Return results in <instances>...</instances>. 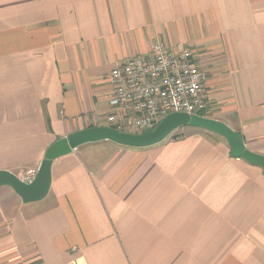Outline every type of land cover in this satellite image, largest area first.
Wrapping results in <instances>:
<instances>
[{"label": "crops", "instance_id": "crops-1", "mask_svg": "<svg viewBox=\"0 0 264 264\" xmlns=\"http://www.w3.org/2000/svg\"><path fill=\"white\" fill-rule=\"evenodd\" d=\"M161 42L206 71V114L264 155V0H0V170L24 179L92 126L110 71ZM185 125L163 141L100 140L54 159L22 202L0 186V264H264V171Z\"/></svg>", "mask_w": 264, "mask_h": 264}, {"label": "built area", "instance_id": "built-area-1", "mask_svg": "<svg viewBox=\"0 0 264 264\" xmlns=\"http://www.w3.org/2000/svg\"><path fill=\"white\" fill-rule=\"evenodd\" d=\"M109 78L113 91L104 115L107 126L138 133L157 125L169 113L197 114L206 111V71L187 48L158 42L147 56L126 59L114 67ZM36 170L27 171L25 182Z\"/></svg>", "mask_w": 264, "mask_h": 264}, {"label": "water", "instance_id": "water-1", "mask_svg": "<svg viewBox=\"0 0 264 264\" xmlns=\"http://www.w3.org/2000/svg\"><path fill=\"white\" fill-rule=\"evenodd\" d=\"M185 125L220 135L225 139L231 156L240 157L264 171V155L248 150L240 134L222 121L203 115L174 112L163 117L153 129L138 133L118 131L109 126H92L75 131L66 137H60L46 149L31 181L25 182L9 171L0 170V186H10L24 203L37 201L49 190L52 161L70 153L77 146L87 142L109 140L128 147H145L163 141L175 129Z\"/></svg>", "mask_w": 264, "mask_h": 264}, {"label": "rangeland", "instance_id": "rangeland-1", "mask_svg": "<svg viewBox=\"0 0 264 264\" xmlns=\"http://www.w3.org/2000/svg\"><path fill=\"white\" fill-rule=\"evenodd\" d=\"M197 114H202V115H204V114H206V112H205L204 110H200V111L197 112ZM155 126H156V125H155ZM155 126H153L151 129H153Z\"/></svg>", "mask_w": 264, "mask_h": 264}]
</instances>
